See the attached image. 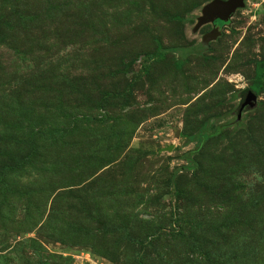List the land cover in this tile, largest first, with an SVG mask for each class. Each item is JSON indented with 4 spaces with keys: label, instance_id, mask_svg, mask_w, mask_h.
I'll return each instance as SVG.
<instances>
[{
    "label": "rangeland",
    "instance_id": "obj_1",
    "mask_svg": "<svg viewBox=\"0 0 264 264\" xmlns=\"http://www.w3.org/2000/svg\"><path fill=\"white\" fill-rule=\"evenodd\" d=\"M213 1L0 0V264H264V0Z\"/></svg>",
    "mask_w": 264,
    "mask_h": 264
},
{
    "label": "water",
    "instance_id": "obj_2",
    "mask_svg": "<svg viewBox=\"0 0 264 264\" xmlns=\"http://www.w3.org/2000/svg\"><path fill=\"white\" fill-rule=\"evenodd\" d=\"M246 0H214L204 9V16L200 19L198 28L202 26L213 24L219 20L224 23H229L234 14L246 6ZM221 31L219 28H215L205 39L208 41L220 36ZM257 103V95L253 91L246 93L244 102L241 104V108L238 114V120H240L243 111L247 107H254Z\"/></svg>",
    "mask_w": 264,
    "mask_h": 264
},
{
    "label": "trees",
    "instance_id": "obj_3",
    "mask_svg": "<svg viewBox=\"0 0 264 264\" xmlns=\"http://www.w3.org/2000/svg\"><path fill=\"white\" fill-rule=\"evenodd\" d=\"M162 56V55H161ZM255 83L252 86V91L259 94L264 89V66L257 67Z\"/></svg>",
    "mask_w": 264,
    "mask_h": 264
},
{
    "label": "flooded vegetation",
    "instance_id": "obj_4",
    "mask_svg": "<svg viewBox=\"0 0 264 264\" xmlns=\"http://www.w3.org/2000/svg\"><path fill=\"white\" fill-rule=\"evenodd\" d=\"M220 23H222V22L219 21V20L215 21V23L212 24V25H213V30H214L215 28L222 29V28L219 27V24H220ZM223 23H224V22H223ZM229 23H230V22H229ZM229 23H226L225 25H223V28H224L225 26L229 25ZM213 30H211V31H213Z\"/></svg>",
    "mask_w": 264,
    "mask_h": 264
}]
</instances>
